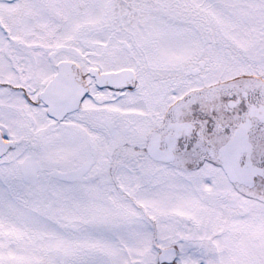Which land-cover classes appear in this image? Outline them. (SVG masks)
<instances>
[{
	"label": "snow or ice",
	"instance_id": "6c2138e0",
	"mask_svg": "<svg viewBox=\"0 0 264 264\" xmlns=\"http://www.w3.org/2000/svg\"><path fill=\"white\" fill-rule=\"evenodd\" d=\"M0 264H264V0H0Z\"/></svg>",
	"mask_w": 264,
	"mask_h": 264
}]
</instances>
